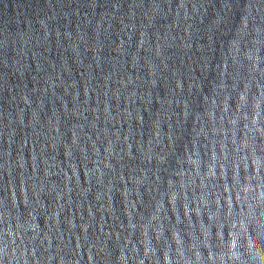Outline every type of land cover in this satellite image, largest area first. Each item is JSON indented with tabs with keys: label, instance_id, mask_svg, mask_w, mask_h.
<instances>
[{
	"label": "water",
	"instance_id": "1",
	"mask_svg": "<svg viewBox=\"0 0 264 264\" xmlns=\"http://www.w3.org/2000/svg\"><path fill=\"white\" fill-rule=\"evenodd\" d=\"M0 264H264V0H0Z\"/></svg>",
	"mask_w": 264,
	"mask_h": 264
}]
</instances>
